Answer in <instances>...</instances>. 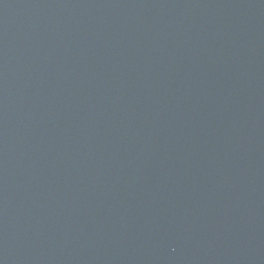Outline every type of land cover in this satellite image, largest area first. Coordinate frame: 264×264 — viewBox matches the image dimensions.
Here are the masks:
<instances>
[{
	"label": "water",
	"instance_id": "water-1",
	"mask_svg": "<svg viewBox=\"0 0 264 264\" xmlns=\"http://www.w3.org/2000/svg\"><path fill=\"white\" fill-rule=\"evenodd\" d=\"M0 264H264V0H0Z\"/></svg>",
	"mask_w": 264,
	"mask_h": 264
}]
</instances>
